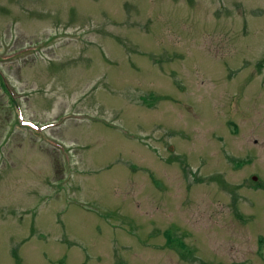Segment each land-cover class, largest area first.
I'll list each match as a JSON object with an SVG mask.
<instances>
[{"label": "rangeland", "instance_id": "1", "mask_svg": "<svg viewBox=\"0 0 264 264\" xmlns=\"http://www.w3.org/2000/svg\"><path fill=\"white\" fill-rule=\"evenodd\" d=\"M0 264H264V0H0Z\"/></svg>", "mask_w": 264, "mask_h": 264}, {"label": "flooded vegetation", "instance_id": "2", "mask_svg": "<svg viewBox=\"0 0 264 264\" xmlns=\"http://www.w3.org/2000/svg\"><path fill=\"white\" fill-rule=\"evenodd\" d=\"M237 127V126H236ZM236 129V128H235ZM256 184V183H255Z\"/></svg>", "mask_w": 264, "mask_h": 264}]
</instances>
